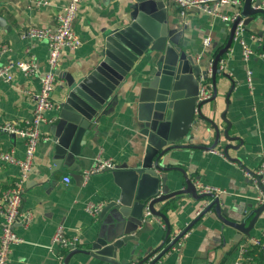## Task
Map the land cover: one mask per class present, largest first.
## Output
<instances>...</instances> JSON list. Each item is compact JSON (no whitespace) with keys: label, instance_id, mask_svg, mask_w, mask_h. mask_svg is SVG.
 Segmentation results:
<instances>
[{"label":"crops","instance_id":"1","mask_svg":"<svg viewBox=\"0 0 264 264\" xmlns=\"http://www.w3.org/2000/svg\"><path fill=\"white\" fill-rule=\"evenodd\" d=\"M67 0H45L36 4L33 0H0V14L6 26L0 27V44L7 50L0 56L1 63L32 55L38 65L39 74L47 70V44L44 40L21 37L30 25H53L55 14ZM264 3V0H261ZM170 26L173 22L184 24L183 37L189 49L202 60L204 65L213 58L226 42L232 23L218 17L199 12L181 17L173 3L164 1ZM128 0H81L73 22V31L80 44L75 49L63 48L55 68V84L52 98L62 102V85L66 75L85 76L101 59L104 32L127 23ZM245 19L244 16H241ZM259 15L254 22L243 24L242 38L254 53L247 61L242 59V48L234 40L223 54L224 69L216 76L217 94L215 100L205 105L216 107V113L225 111L230 121L229 135L235 140H221L213 149L221 152H206L205 149L181 148L171 153V164L185 170L193 183L211 185L220 190L218 196L225 209L224 218L247 226L260 203L255 200L251 181L243 174V168L255 169L264 154V60L259 56L262 48L253 37L264 29V20ZM209 36L211 44L204 47L202 41ZM29 49V53L25 49ZM249 71L250 84L247 81ZM225 73L226 75H223ZM139 76L131 72L118 91L116 101L97 123L85 134L80 143V153L65 166L55 165L51 159L52 134L50 129L58 121V111L47 112L50 122L42 125L41 131L47 139L36 146L30 172L23 184L22 207L33 213L27 225L15 224V233L22 241L14 245L7 264H58L57 255L68 251L58 250L51 245V237L58 225L68 234L76 233L78 249L89 246L97 235V214L85 209L89 201H107L111 190H118L113 184L111 171L103 170L84 177L94 158L98 155L109 158L116 164L132 163L140 156L145 139L139 133L135 118L136 83ZM37 77H27L14 70L11 81L0 79V122H23L31 117L33 98L28 92L39 90ZM228 93L227 102L225 95ZM212 116V114H211ZM221 127L226 124L221 122ZM202 122L192 125L190 136L193 143L202 142L198 131ZM204 139V138H202ZM223 139V138H221ZM204 143H211L205 137ZM230 143L237 148H227ZM13 149L21 158L24 155V140L21 137L0 133V151ZM18 174V167L0 160V195L12 185ZM64 177L69 179L64 181ZM111 195V194H110ZM208 200L193 199L184 194L172 200L167 215L172 239L186 230L171 248L155 264H231L236 258L238 247L249 243L251 238L264 240V209L251 223L248 234H240L234 227L222 222L213 210L202 213ZM201 211L196 214V211ZM154 220V221H153ZM154 223L152 235L142 247H135L134 256L141 258L156 250L164 239L165 224ZM2 217L0 216V223ZM146 238L145 235L141 239ZM164 242V246L170 241ZM133 242H127L123 253L129 254ZM158 251V250H157ZM156 251V252H157ZM154 255V254H153ZM151 255V257L153 256ZM245 262V261H244ZM67 264H105L84 253L73 254ZM243 264H264L263 259L247 255Z\"/></svg>","mask_w":264,"mask_h":264},{"label":"water","instance_id":"2","mask_svg":"<svg viewBox=\"0 0 264 264\" xmlns=\"http://www.w3.org/2000/svg\"><path fill=\"white\" fill-rule=\"evenodd\" d=\"M128 1V21L104 32L98 64L85 76L70 74L64 77L58 121L50 129L53 136L51 159L55 165L62 162L67 166L72 162L80 153L81 140L92 124L99 122L114 105L118 91L131 72L139 76L134 94L135 118L139 133L145 139L144 147L134 162L116 164L109 170L118 190H111L107 201L101 202L96 213L97 235L87 248L68 251L61 264H67L75 253H84L105 264H155L186 231L169 238L168 206L184 194L195 200L207 199L202 213L213 210L222 222L237 229L239 236L248 234L251 223L264 209V202L260 203L247 226L225 219L219 196L197 193L185 170L170 161L175 149H209L221 140L236 139L229 135L230 121L225 117V111L216 113L215 106L210 109L205 105L215 100L216 76L220 73L218 61L234 41L239 18L232 22L225 44L214 55L209 75L207 63L204 65L197 59L183 37L185 25L173 22V27L170 26L163 0ZM240 10L241 16L245 17L243 24L254 22L259 15L264 20L261 0H243ZM4 26L6 21L0 14V27ZM257 35L262 37L261 48L264 50V29ZM200 76L210 80L212 94L197 101ZM227 99L228 93L225 102ZM195 122L203 123L198 131L202 140L199 144L193 143L190 136ZM221 122L226 126L221 127ZM205 137L211 138L210 144L204 143ZM227 148L237 147L227 143L224 151ZM146 208L150 213L148 216L144 215ZM154 218L165 224L164 239L156 250L138 258L133 255L135 247L144 246L154 233L151 222ZM142 235L146 238L141 239ZM168 238L170 241L164 246ZM129 241L133 246L125 255L123 250Z\"/></svg>","mask_w":264,"mask_h":264},{"label":"built area","instance_id":"3","mask_svg":"<svg viewBox=\"0 0 264 264\" xmlns=\"http://www.w3.org/2000/svg\"><path fill=\"white\" fill-rule=\"evenodd\" d=\"M81 0H67L55 14V22L53 25H30L22 32L21 37L44 40L47 44V70L39 74L38 65L32 55L25 58L9 60L5 63L0 61V79L3 81H11L14 70L21 72L27 77H37L39 80V90L36 92H28L33 98V107L31 117L27 120L20 121H2L0 122V133L7 135H14L21 137L24 140L25 152L23 157L19 158L14 154L13 149L9 151H0V160L18 167V174L12 185L6 188L0 195V216L2 221L0 223V264H7L11 249L14 245L21 242L22 239L18 236L13 226L15 224H22L27 226L33 219V213L22 207L23 184L32 167L34 154L38 142L42 139H47V135L41 131L42 125L50 122L51 118L47 116V112L57 111L61 103L52 98V93L55 84V68L60 52L63 48L75 49L80 44V41L73 31V22L79 9ZM168 3H173L178 8V13L181 17H186L188 13L199 12L211 17H218L223 21L232 23L239 18L235 27L234 40L238 41L242 48V59L247 61L254 53L246 41L242 38L243 33V19L241 17L240 7L243 0H164ZM34 3H45V0H33ZM256 43L262 44V37H253ZM211 39L209 36L202 41L204 47H209ZM7 50L5 44H0V56ZM29 53V49H25ZM259 56L264 60V51L259 53ZM210 58L207 61L206 69L208 74H211ZM218 68L220 71L224 69V59L220 58L218 61ZM249 71H247V81L249 80ZM212 94V85L209 79L199 77L197 101L207 99ZM206 152L219 153L216 149H205ZM115 167V162L109 158H102L96 156L91 167L84 171V177L91 173L111 170ZM243 174L249 178L252 188L255 192V200L257 203L264 202V154L261 157L259 165L255 169L243 168ZM64 181L69 179L64 177ZM197 193H211L218 196L219 189L211 185H201L195 183ZM102 203H93L91 201L85 204V209L91 214H96L101 208ZM200 210L196 211L199 214ZM150 213L146 208L144 215L148 216ZM157 222L159 219L154 218ZM251 244L264 247V240L251 238ZM79 238L76 233L68 234L62 225H58L51 237V245L61 251H70L78 247ZM249 243H243L238 247L236 258L231 264H241L244 258L246 247ZM59 259L58 264H61L63 254L57 255Z\"/></svg>","mask_w":264,"mask_h":264},{"label":"trees","instance_id":"4","mask_svg":"<svg viewBox=\"0 0 264 264\" xmlns=\"http://www.w3.org/2000/svg\"><path fill=\"white\" fill-rule=\"evenodd\" d=\"M247 255H250L258 259H263L264 260V247H260L255 244H248L246 247V251L244 253V258L241 264L246 262ZM245 261V262H244Z\"/></svg>","mask_w":264,"mask_h":264}]
</instances>
